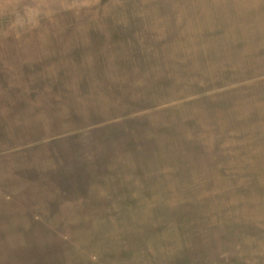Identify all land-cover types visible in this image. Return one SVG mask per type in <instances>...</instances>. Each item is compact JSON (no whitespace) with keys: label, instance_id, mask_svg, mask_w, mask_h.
Listing matches in <instances>:
<instances>
[{"label":"rangeland","instance_id":"rangeland-1","mask_svg":"<svg viewBox=\"0 0 264 264\" xmlns=\"http://www.w3.org/2000/svg\"><path fill=\"white\" fill-rule=\"evenodd\" d=\"M0 264H264V0H0Z\"/></svg>","mask_w":264,"mask_h":264}]
</instances>
